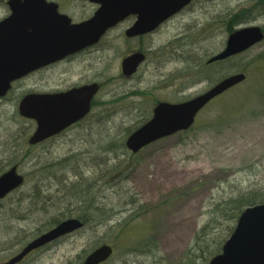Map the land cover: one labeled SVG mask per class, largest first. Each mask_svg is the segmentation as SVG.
Returning a JSON list of instances; mask_svg holds the SVG:
<instances>
[{
    "label": "rangeland",
    "instance_id": "374dc122",
    "mask_svg": "<svg viewBox=\"0 0 264 264\" xmlns=\"http://www.w3.org/2000/svg\"><path fill=\"white\" fill-rule=\"evenodd\" d=\"M55 1L76 22L88 19L96 10L93 3L83 0ZM195 1L193 7L170 18L160 31L145 36L142 41L127 42L123 34L129 21L123 22L98 45L96 53L82 55V60L74 62L68 69L61 66L37 71L31 81L21 88L17 85L0 100V161L6 163L27 150L13 151L15 154L10 151L12 138L31 121L18 112L22 89L41 93L68 89L81 83L101 85L94 99L91 120L86 121L93 127V132L83 133L80 127L74 126L59 136L29 147L30 156L26 154L29 158L19 166L26 178L20 188L27 190L34 183L36 175L32 171L36 164L86 152L90 148L94 151L93 140L106 143L123 137V129L140 122L141 115L149 112L154 101L172 102L204 92L216 82L217 76L225 77V68L234 69L229 74L238 69L243 72L242 68L248 76L252 74V79L249 77L212 101L199 113L188 131L162 138L134 158L120 154L121 159H128L132 165L128 180L113 187L106 185L98 193L106 199L108 206L130 208L133 199L130 190L146 210L159 206L158 211L152 209L142 220L152 224L162 264L181 263L193 236L209 221L208 211L215 202L251 189L264 191V98L246 92L255 77L256 64L264 59V40L233 57L227 65L214 66L210 78L201 77L207 72L206 61L225 48L229 33L224 16L227 18L232 11L241 14L240 10L246 9V20L239 26L260 25L264 28V13L256 9V0ZM4 4L0 0V20L9 12ZM140 48L149 52L148 60L133 76L126 78L121 71L122 59ZM261 67L259 75L264 74V65ZM219 113L227 117L216 120ZM34 127L35 124L30 135ZM90 165L82 167L85 176L95 174ZM28 173L31 174L27 179ZM70 175L73 180L74 176ZM6 200L7 197L3 199ZM128 213L118 214L107 225H88L32 252L19 264H81L98 245L96 241L100 237L113 245L111 241L116 233L109 228ZM214 225L206 228L207 231ZM223 228L224 225L217 227L209 237L217 238ZM33 236L27 237V241ZM3 239L0 234V240ZM25 241L21 238L7 246L9 248L0 250V262L17 253ZM128 245V242L119 243V255L106 264H122L125 259L129 264L140 263L141 259L137 260L136 256H126Z\"/></svg>",
    "mask_w": 264,
    "mask_h": 264
},
{
    "label": "water",
    "instance_id": "95a60500",
    "mask_svg": "<svg viewBox=\"0 0 264 264\" xmlns=\"http://www.w3.org/2000/svg\"><path fill=\"white\" fill-rule=\"evenodd\" d=\"M99 4L92 17L73 23L71 17L58 11V5L47 0H9L10 15L0 22V98L5 96L13 81L26 74L58 62L69 55L97 44L109 29L131 15L135 23L127 29L128 37L156 30L163 22L185 8L193 0H89ZM7 31L16 32L8 35ZM264 40L260 25L236 29L225 48L209 62L238 55ZM145 55L133 53L122 61L126 76L137 72ZM244 72L224 77L207 91L179 103L160 102L152 118L131 133L126 146L138 153L149 144L186 131L195 123L198 113L214 98L246 79ZM92 83L68 92L56 94L31 93L19 103L22 117L36 122L29 138L30 145L39 144L83 119L90 111L92 98L99 91ZM25 177L16 165L0 175V201L20 188ZM83 222L69 218L30 241L16 255L0 264H16L30 252L65 235L80 230ZM112 245L103 244L90 252L81 264H102L113 254ZM208 264H264V203L249 206L239 216L235 228L222 247L221 253Z\"/></svg>",
    "mask_w": 264,
    "mask_h": 264
},
{
    "label": "trees",
    "instance_id": "16d2710c",
    "mask_svg": "<svg viewBox=\"0 0 264 264\" xmlns=\"http://www.w3.org/2000/svg\"><path fill=\"white\" fill-rule=\"evenodd\" d=\"M255 5L260 13H264V0H256ZM245 11L246 9L240 10L241 14L232 11L227 18L226 15L224 16L229 34L240 27L242 21L246 20ZM231 60L232 58H228L213 64L206 61L204 66L207 72L203 73L201 77L207 78L208 76L210 78L214 72V66L220 63L227 65ZM262 65H264V59L256 64L255 77L253 82L248 84L246 92L257 93V96L264 98V74L259 75L258 73V69L262 68ZM225 70L224 73L227 76L234 69L228 70L225 68ZM241 70L246 71L245 68ZM222 77L224 76H217L215 81L220 80ZM249 77L252 79V74L247 75L246 80H249ZM158 100L154 101L155 103L147 114L141 115L140 122L123 129V137L114 138L106 143L93 140L92 142L96 146L94 151L90 148L86 152L79 151L68 157L36 164L34 166L35 171H32V174L36 175L32 186L27 190L20 188L11 193L6 201L0 202V234L4 237L3 240H0V250L9 248L7 246L13 241H19L21 238L24 241L26 240L22 245L23 247L29 241H27V237L37 236L68 218L80 219L84 223L82 228L84 229L91 224H96V227L107 225L118 214L128 211L129 213L125 217L109 228L112 231L114 230L116 235H114V240L111 241L115 251L108 262H112L119 255V243L128 242L126 256L134 255L137 260L141 259L138 264H162L159 259V243L154 237L152 224L142 220L152 209L158 211L159 206L146 210L144 205L139 203L136 196L131 193V190L129 192L133 199L130 208H127L129 206H108V204H105L106 199L98 195L105 189L106 185L116 186L129 177V168L132 165L128 162V159H121L120 154L125 156L128 154L131 159L138 153H131L126 148V138L136 128L149 120L152 116L153 107ZM216 116V120L227 117V115L220 113ZM89 120H91V117H87L74 126L80 127V132L83 133L89 130L93 132V127L86 122ZM33 125L34 122L30 121L26 128L20 130L19 134L12 138L10 151L18 150L20 152L25 148L27 150L23 154H17V159L12 161L3 163L4 161L1 160L0 174L12 165L21 166L29 158V147L31 146L27 144V137L30 135ZM27 153H29V156L26 155ZM89 163L95 173L91 177L85 176L82 171V167ZM30 174L28 173L27 179ZM70 174L74 176L73 180ZM44 175L47 176L43 178ZM261 203H264V191L259 189L239 192L234 196L225 197L215 202L214 207L208 211L209 221L195 233L180 264H207L212 257L221 252L224 242L233 232L235 224L245 208ZM1 222L4 224L1 225ZM214 223L213 229L207 231L206 228L212 227ZM223 225V232L220 233L222 235L217 234V238L209 237L211 232L215 231L217 227H223ZM100 238L96 241L97 247L107 244L106 241ZM134 262L137 263L135 260ZM129 263L128 259L122 262V264Z\"/></svg>",
    "mask_w": 264,
    "mask_h": 264
},
{
    "label": "flooded vegetation",
    "instance_id": "af4514ba",
    "mask_svg": "<svg viewBox=\"0 0 264 264\" xmlns=\"http://www.w3.org/2000/svg\"><path fill=\"white\" fill-rule=\"evenodd\" d=\"M49 2H54L55 4H57L58 5V10H59V12L60 13H64L63 12V10H62V8H61V4L59 3V2H57V1H55V0H48ZM83 1H85V2H90V1H88V0H83ZM3 2H5V4H4V6L5 5H7V7H8V14L5 16V17H3L1 20H0V22L2 21V20H4L5 18H7L8 16H9V14H10V8H9V4H8V0H3ZM196 1L194 0V1H192L187 7H185V8H183V10H181L178 14H181V13H184L186 10H189L191 7H193V5H194V3H195ZM90 3H92V2H90ZM95 6H96V10L98 9V4H95V3H93ZM3 5V4H2ZM96 10L94 11V13L96 12ZM93 13V14H94ZM66 14V13H65ZM177 14V15H178ZM91 16H93V15H91ZM176 16V15H175ZM174 16V17H175ZM135 20H136V16H134V15H131V16H129V17H127L123 22H125V21H129V26L125 29V31H124V34H123V37L127 40V42H130V41H132V40H134V39H137L138 41H142L144 38H145V36H148V35H152V34H154V33H157L158 31H160V29L164 26V25H166V23H168V21L170 20H167V21H165L160 27H158L156 30H154L153 32H151V33H148V34H143V35H139V36H133V37H128L127 35H126V31H127V29L128 28H130L133 24H134V22H135ZM73 22H74V20H73ZM76 22V21H75ZM123 22H121V23H119V24H117L116 26H114L115 28L116 27H118L120 24H122ZM114 28H112V29H110L106 34H105V36H103L102 38H101V40L99 41V43H97V44H95V45H93V46H90V47H87V48H85V49H83V50H81V51H79V52H77V53H75V54H72V55H69V56H67L66 58H64V59H62V60H60V61H58V62H55V63H52V64H49L48 66H45V67H43V68H41V69H39V70H37V71H41V70H52L53 68H55V67H61V66H64V67H66V69H68V68H71V66L74 64V62H76V61H78V60H82L81 59V56L82 55H84V54H91V53H96L97 52V50H99L98 49V45H101V43L103 42V40L108 36V34L113 30ZM5 33H7L8 35H11V34H13V33H15L16 34V32H14V31H7V32H5ZM4 42H7L8 44H11V42L12 41H10V40H4V41H0V43H4ZM136 52H141V53H143L144 55H145V59H144V61L145 62H147V56H148V54H149V52L147 51V50H144V49H142V48H140L139 50H135V51H133L132 53H130L129 55H131V54H133V53H136ZM162 52V51H161ZM160 52V53H161ZM129 55H127V56H129ZM126 56V57H127ZM90 57H92V55H90ZM173 57V56H172ZM125 58V57H124ZM123 58V59H124ZM122 59V60H123ZM143 61V62H144ZM142 62V63H143ZM141 63V64H142ZM68 67V68H67ZM36 71V72H37ZM121 71H122V69H121ZM35 72H30V73H28V74H26L25 76H23V77H21V78H19V79H17V80H15V81H13L12 82V84H11V88H10V90L7 92V94L5 95V96H3L2 98H0V100H2V99H5L7 96H8V94L9 93H11L14 89H15V87L17 88V85H19V87L21 88V85H23V84H26L27 82H29V81H31V79H32V76H33V74H34ZM122 74L124 75V76H126L124 73H123V71H122ZM133 76V75H132ZM127 77H131V76H126V78ZM91 83H93V82H90V83H81V84H78V85H73V86H71V87H69L68 89H64V90H55V89H52V90H49V91H43V92H41V93H44V94H56V93H62V92H68L69 90H72V89H74V88H79V87H82V86H84V85H87V84H91ZM100 85V84H99ZM26 88H28V87H26ZM100 88H101V85H100ZM22 91H23V93H22V95H21V98H20V100H19V103H20V101H21V99H22V97L24 96V94H28V93H33V90L31 89V90H27V89H22ZM94 99H95V96H94V98L92 99V101H91V110H90V112L87 114V116L86 117H90L91 115H92V113H93V109H94ZM161 100H158V102L155 104V106L160 102ZM19 105V104H18ZM154 106V107H155ZM154 109V108H153ZM54 138V137H53Z\"/></svg>",
    "mask_w": 264,
    "mask_h": 264
}]
</instances>
